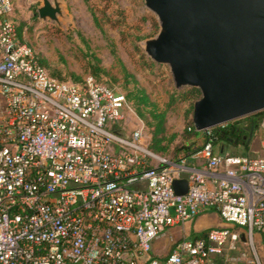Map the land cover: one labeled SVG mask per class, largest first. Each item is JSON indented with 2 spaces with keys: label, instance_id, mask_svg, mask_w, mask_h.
<instances>
[{
  "label": "built area",
  "instance_id": "obj_1",
  "mask_svg": "<svg viewBox=\"0 0 264 264\" xmlns=\"http://www.w3.org/2000/svg\"><path fill=\"white\" fill-rule=\"evenodd\" d=\"M13 11L0 0V264H211L235 250L236 233L151 253L167 228L209 211L249 242L264 232V157L218 153L213 130L227 123L201 132L204 171L152 153L143 126L128 137L117 128L133 113L126 96L91 76L52 78L19 40Z\"/></svg>",
  "mask_w": 264,
  "mask_h": 264
},
{
  "label": "water",
  "instance_id": "obj_2",
  "mask_svg": "<svg viewBox=\"0 0 264 264\" xmlns=\"http://www.w3.org/2000/svg\"><path fill=\"white\" fill-rule=\"evenodd\" d=\"M148 2L166 31L157 58L171 67L179 85L202 94L192 106L196 131L264 110V0ZM36 13L59 26L64 3L41 0ZM172 187L182 196L188 182L175 179Z\"/></svg>",
  "mask_w": 264,
  "mask_h": 264
},
{
  "label": "rangeland",
  "instance_id": "obj_3",
  "mask_svg": "<svg viewBox=\"0 0 264 264\" xmlns=\"http://www.w3.org/2000/svg\"><path fill=\"white\" fill-rule=\"evenodd\" d=\"M61 1L65 19L60 20L59 26L50 21L38 23L35 10L28 8L34 21L30 19L29 24L27 21L25 30L18 32L19 40L33 47L55 78L77 82L75 78L80 81L91 76L126 98L144 89L159 110L166 108L173 92L196 89L179 85L171 67L157 58L155 49L166 31L158 14L149 7L148 0ZM95 59L99 60L98 65ZM150 64H153L152 71ZM96 67L102 71L95 76ZM201 96L200 91L191 93L189 101L192 100V106L200 101ZM128 102L133 113L117 128H121L122 135L128 137L134 128L143 126L144 143L149 146L151 130L139 117L134 101L128 99ZM186 106V102L177 100L168 109L166 138L182 133L186 124L183 117ZM256 131L264 139L263 127ZM175 140L177 143L179 138ZM164 158L171 160L170 155Z\"/></svg>",
  "mask_w": 264,
  "mask_h": 264
},
{
  "label": "crops",
  "instance_id": "obj_4",
  "mask_svg": "<svg viewBox=\"0 0 264 264\" xmlns=\"http://www.w3.org/2000/svg\"><path fill=\"white\" fill-rule=\"evenodd\" d=\"M40 3L41 0H13L12 20L15 23L18 37V32L25 30L26 22L28 21L29 24L30 19L34 21L32 12L30 13L27 9L31 8L36 11ZM36 20L38 23H43L38 18ZM259 128H262V124ZM249 134L248 129L247 138ZM196 141L197 145L201 146L203 139L199 137ZM217 148L218 146H216V151ZM220 150L219 152H221ZM224 151V154L235 156L264 157V139L260 134H257L256 130H253L250 138L236 145L229 143V145L224 146ZM176 164H183L188 170H205L204 160L195 154L188 159L179 160ZM181 177L185 179L186 175ZM224 229L238 235L235 250H225L222 255L212 256L211 264H264V232H253L249 242L248 235L243 228L223 222L214 211L206 212L192 220L167 228L164 235L152 243V256L164 257L168 255L173 244L177 241L201 239L211 230Z\"/></svg>",
  "mask_w": 264,
  "mask_h": 264
},
{
  "label": "trees",
  "instance_id": "obj_5",
  "mask_svg": "<svg viewBox=\"0 0 264 264\" xmlns=\"http://www.w3.org/2000/svg\"><path fill=\"white\" fill-rule=\"evenodd\" d=\"M35 18L37 17V13L35 11ZM94 18L95 23H97L96 18ZM156 30V29H155ZM39 63L41 66L47 71V73L54 79L60 80L58 78H55L53 75L54 73H50L48 71L47 63L44 59L39 58ZM96 65H98L99 60L95 59ZM150 71L153 69V64L149 65ZM155 67V65H154ZM97 72H95V76L98 72L102 71L100 68L96 67ZM77 82L73 83H79L78 78H75ZM191 91H180V92H173L172 95L169 96L168 103L166 104V108L163 110H159L157 106L150 101L149 97L146 95V91L144 89H139L137 91V94L135 96L128 95L126 98L132 99L135 104V108L139 114L140 118H143L145 120V125L147 128L151 130V142L149 146H147V149L151 151L152 153L165 157L166 155L171 156V160H168L170 162L177 163L181 159H188L191 155L201 150V146L197 145L196 139L201 137V132H198L195 130L194 125L192 123V100L189 101V97L191 96V93L194 91L199 92L196 89H190ZM181 100L183 102L187 103V106L184 109L183 117L185 119V126L183 128L182 133L177 136L173 134L171 137L166 138V114L168 112V109L172 107V105L177 101ZM264 122V110L256 112L254 114L236 119L234 121H231L227 123V125L222 128H215L213 130L216 139L213 140V145L217 148V152L223 151L221 154H224V146L229 145V142L226 140L227 138H233L235 137V134H237L238 130H242L244 128L249 129L250 127H253V130H257L260 125ZM232 130L234 132L232 133ZM175 138H179L178 142L175 143ZM175 140V141H174ZM173 141L175 144H173ZM243 143V140H238L237 144ZM164 144V145H163ZM167 144V145H166ZM172 148H170V147ZM235 156V155H233ZM246 156V155H241Z\"/></svg>",
  "mask_w": 264,
  "mask_h": 264
},
{
  "label": "flooded vegetation",
  "instance_id": "obj_6",
  "mask_svg": "<svg viewBox=\"0 0 264 264\" xmlns=\"http://www.w3.org/2000/svg\"><path fill=\"white\" fill-rule=\"evenodd\" d=\"M247 132H248V129L247 128H244L242 130H238L237 131V134H235V137L233 138H227L226 140L231 143V144H234L236 145L238 143V140H246L247 139Z\"/></svg>",
  "mask_w": 264,
  "mask_h": 264
}]
</instances>
